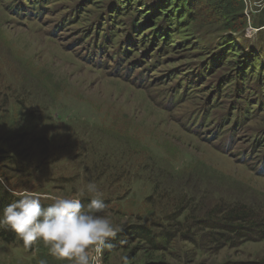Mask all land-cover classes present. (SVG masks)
Listing matches in <instances>:
<instances>
[{"label":"rangeland","instance_id":"rangeland-1","mask_svg":"<svg viewBox=\"0 0 264 264\" xmlns=\"http://www.w3.org/2000/svg\"><path fill=\"white\" fill-rule=\"evenodd\" d=\"M40 2L0 0V176L66 196L95 182L120 229L103 264H264V233L206 224L243 206L264 221V31L230 33L209 0L170 28L163 0ZM151 224L177 234L156 253L131 232ZM42 262L69 264L0 240V264Z\"/></svg>","mask_w":264,"mask_h":264},{"label":"clouds","instance_id":"clouds-1","mask_svg":"<svg viewBox=\"0 0 264 264\" xmlns=\"http://www.w3.org/2000/svg\"><path fill=\"white\" fill-rule=\"evenodd\" d=\"M244 5L247 21L243 35L251 38L264 31V25H257L252 18L264 9V0H244ZM0 191L15 197L0 214V229L16 233L25 249L42 241L52 256L69 264H103L105 250L113 246L109 238H115L120 229L107 214L108 205L95 182H88L76 195L66 196L17 190L0 176ZM86 193L92 198L84 204Z\"/></svg>","mask_w":264,"mask_h":264},{"label":"trees","instance_id":"trees-1","mask_svg":"<svg viewBox=\"0 0 264 264\" xmlns=\"http://www.w3.org/2000/svg\"><path fill=\"white\" fill-rule=\"evenodd\" d=\"M41 1V0H40ZM39 0H35L36 5H39L37 7V10H33V6H28L27 5V11L28 14L27 17L31 16V14L33 15H37L38 13H41V9L44 7L41 2ZM45 1V0H42ZM166 1V0H165ZM210 4L213 6L214 9H216L214 14H221V16L223 15L224 18V22H225V29L227 31H230V33L238 35V34H242L244 31V28L246 26V16L244 13V0H209ZM181 3L183 5V7L187 8V11L184 12L182 7L181 11L177 10V9H171L170 7H173V5H170V3L168 2L167 4H164V0L163 2H161L159 4V9H158V16L162 17L163 20L165 21V28H170V25L173 22H178L177 25L179 26V19H185L187 17V14H189V10L188 8L193 7L196 4V0H176V3ZM17 9H20L19 6H15ZM165 8V9H164ZM175 17L176 21H173ZM184 17V18H183ZM161 18V19H162ZM160 19V18H157ZM104 22L106 23V25H111V22H108V20H104ZM190 23H193V19L191 20ZM100 24V22H99ZM98 24V25H99ZM108 26V27H109ZM163 40V39H160ZM231 47V46H230ZM233 47H237L239 48L240 45L236 44ZM95 48H97V46H95ZM234 49L235 52L236 49ZM99 60L101 61V57L100 55H98ZM100 61L97 62L98 64H100ZM209 63H211V60L209 61ZM244 61L240 62V65L238 66L239 69L241 67V65H244ZM210 65V64H209ZM214 65V62H213ZM212 67V64H211ZM244 71V70H243ZM242 71L239 70V73H241ZM252 75L255 74V71H251ZM244 74V75H243ZM243 74H240V78L241 79H245V77H247V74H245V72H243ZM250 74V72L248 73ZM259 74V73H257ZM254 76V75H253ZM259 76V75H258ZM258 86H263L264 87V78H263V82L262 84H260V80L257 82ZM260 89V92H264V88ZM250 95H253L252 92ZM259 94V93H258ZM262 161L264 162V156H262ZM15 199V197H13L8 191H0V214H2L3 209L6 205H8L9 203H11L13 200ZM47 203V202H45ZM215 212L217 213L218 211H215L211 213V215L208 218V224L209 228H211L212 230L216 231V229L219 230V228H224L226 232H230L231 234L234 235H238V236H252L254 237L255 235H258L260 233H264V221L261 222L259 221L258 216L253 215V213L249 210V208L246 207H236V208H230L229 212H227V214H225L223 217L224 218H215ZM212 218V219H210ZM212 221H216V224H213ZM153 224H151V226H147V225H137L135 229H132V234H134L137 238H140L142 240L145 241V243H147V245L150 247L151 251L153 253H156L158 251H160L164 245L166 243L170 244L172 242V240L174 239V237L177 236V234H173L174 232L169 229L168 231H164L161 232L160 236L157 235V233L155 232V230H153ZM165 228V227H164ZM215 232V235H217ZM193 239V237H192ZM0 240L7 242V243H13L15 241H18L20 245H23V241L16 235V233H14L11 230H6V229H0ZM39 241L35 242L34 245L31 248H28L31 252L32 251H37V252H41V254L45 253L47 250L46 248H41L39 245ZM112 245H116L114 243H111Z\"/></svg>","mask_w":264,"mask_h":264}]
</instances>
